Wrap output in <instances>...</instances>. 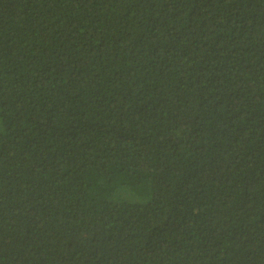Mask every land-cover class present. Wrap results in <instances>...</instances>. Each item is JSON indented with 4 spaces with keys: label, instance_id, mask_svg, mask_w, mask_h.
<instances>
[{
    "label": "trees",
    "instance_id": "obj_1",
    "mask_svg": "<svg viewBox=\"0 0 264 264\" xmlns=\"http://www.w3.org/2000/svg\"><path fill=\"white\" fill-rule=\"evenodd\" d=\"M0 264H264V0H0Z\"/></svg>",
    "mask_w": 264,
    "mask_h": 264
}]
</instances>
